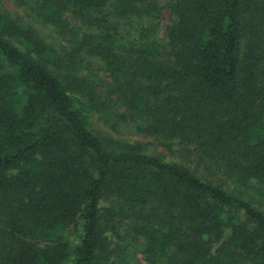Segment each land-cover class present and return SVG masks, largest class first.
<instances>
[{
    "label": "trees",
    "instance_id": "obj_1",
    "mask_svg": "<svg viewBox=\"0 0 264 264\" xmlns=\"http://www.w3.org/2000/svg\"><path fill=\"white\" fill-rule=\"evenodd\" d=\"M14 1L0 264H264V0Z\"/></svg>",
    "mask_w": 264,
    "mask_h": 264
},
{
    "label": "rangeland",
    "instance_id": "obj_2",
    "mask_svg": "<svg viewBox=\"0 0 264 264\" xmlns=\"http://www.w3.org/2000/svg\"><path fill=\"white\" fill-rule=\"evenodd\" d=\"M4 3V5L6 6V8H8L9 10H11L12 12H14L15 14L16 13H19V14H22L24 13L23 9H22V6H19L18 4H16V2L14 0H0V3ZM169 20V14L168 13H165L164 14V25L168 22ZM115 135H118V136H121L123 138H126V139H129V140H140V141H144V142H153V140L151 138H148V137H142V136H138L137 134L134 133V130L131 129V128H127L125 129V131L123 132H113ZM156 148L150 146L149 148V151H152V150H155ZM159 150H164L162 147L158 148ZM166 151V150H165ZM169 157L170 159L169 160H172V161H181L182 159H176L174 158L172 155L171 157L170 156H167ZM133 255L135 256H139V253L136 254L133 252ZM128 257H132V255L128 256Z\"/></svg>",
    "mask_w": 264,
    "mask_h": 264
}]
</instances>
